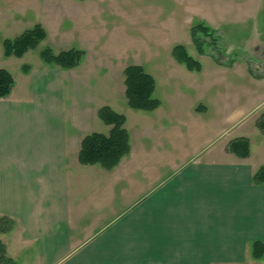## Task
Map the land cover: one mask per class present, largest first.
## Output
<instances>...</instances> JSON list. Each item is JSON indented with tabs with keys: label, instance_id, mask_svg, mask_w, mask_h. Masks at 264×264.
<instances>
[{
	"label": "crops",
	"instance_id": "0c3cea01",
	"mask_svg": "<svg viewBox=\"0 0 264 264\" xmlns=\"http://www.w3.org/2000/svg\"><path fill=\"white\" fill-rule=\"evenodd\" d=\"M224 6L231 12L225 11L222 24L230 23L238 33L261 25L264 33V16L259 22L264 5ZM188 17L182 20L174 11L167 18L191 48V24L206 21ZM246 39L230 51L238 52L236 60L239 52H247L246 61L258 57L261 63L252 66L243 60L242 70L250 82H264V38ZM175 41L163 39L152 48L166 56L161 72H182L184 65L171 56L175 45H183ZM84 47L73 69L45 64L37 53L28 58L30 51L21 58L3 54L1 68L13 78L11 93L0 98V217L13 223L0 232L7 256L15 264H264V258L252 255L253 243L264 242V184L253 180L264 162L256 161L253 144L245 159L223 145L209 155L153 168L133 146L132 141L150 136L142 129L134 138L127 131L130 150L112 169L79 162L85 136L101 133L98 110L109 106L76 101L78 108L70 107L68 81L78 76L76 70L85 78L107 70L99 53L88 55ZM198 59L215 70L224 68L205 56ZM148 113L137 111L135 117L147 121ZM166 168L167 176L153 177V170Z\"/></svg>",
	"mask_w": 264,
	"mask_h": 264
},
{
	"label": "rangeland",
	"instance_id": "374dc122",
	"mask_svg": "<svg viewBox=\"0 0 264 264\" xmlns=\"http://www.w3.org/2000/svg\"><path fill=\"white\" fill-rule=\"evenodd\" d=\"M251 3L264 5V0H0V68L6 60L2 41L14 39L40 24L46 38L30 51L28 58L34 53L39 56L46 46L58 53L72 48L83 50L85 44L88 55L99 53L98 60L107 70L85 78L81 69H75L78 76L68 81L70 107L78 108L74 105L76 101H90L92 108L109 105L126 116L125 128L132 138L142 129L149 131L151 134L145 140L138 144L132 142L133 146L137 145L136 154L145 157L153 168L160 162L179 164L190 156L209 155L223 145L227 149L230 141L243 137L253 144L256 161L264 162V133L256 123L264 116V82L252 83L246 78L242 66L243 58H248L247 52H239L240 57L236 60L238 52L230 51V46L238 42L242 46V40L244 44L246 38L263 40V27L253 24L250 31L238 33L230 23H221L225 11L231 12L224 5ZM174 11L182 20L184 16L191 18L194 15V18L204 19L207 25H215L224 54L216 56L219 62L205 57L211 65L224 68L215 70L202 61V72L187 71L183 66L182 72L169 69L161 72L158 66H164L166 56L164 51L152 48H158V42L163 39L177 40L176 43L185 45L181 28L168 22L167 17H171ZM234 11L239 13L240 10L236 7ZM263 16L264 11L259 22ZM197 22L191 24L189 36L191 27ZM186 49L189 55L200 61L193 45ZM250 59L260 62L258 57ZM253 61L245 60V63L252 66ZM118 64L121 65L120 74H116ZM132 65L142 66L155 79L153 97L161 106L147 114V121L135 117L137 111L129 109L124 97L122 71ZM195 103L197 107L193 110L191 107ZM79 117L85 119L82 114ZM101 127L100 131L96 130L107 134L109 127L104 124ZM170 171L166 168L152 172L153 177L164 178Z\"/></svg>",
	"mask_w": 264,
	"mask_h": 264
},
{
	"label": "trees",
	"instance_id": "16d2710c",
	"mask_svg": "<svg viewBox=\"0 0 264 264\" xmlns=\"http://www.w3.org/2000/svg\"><path fill=\"white\" fill-rule=\"evenodd\" d=\"M46 38L44 28L36 24L25 30L14 39L2 41L3 54L6 57L21 58L28 51L34 50ZM1 40V36H0ZM190 40L199 56L214 58L223 55L220 36L216 29L203 21H198L190 29ZM84 56L80 49H68L54 53L52 48L46 46L39 52V58L49 65H55L62 69L76 68ZM172 58L191 72H200L201 63L194 59L183 45H175L171 51ZM219 62V61H217ZM26 70V68H25ZM127 106L135 111L152 112L160 106V101L153 97L155 91V79L140 65L128 66L123 71ZM13 88L11 74L0 69V98L9 96ZM98 117L104 125L109 127L107 134L91 133L82 140L78 155L81 164H100L106 169H112L119 160L130 150L129 135L125 128L126 118L115 112L109 106H103L98 110ZM257 127L264 133V116L256 122ZM227 151L239 158H248L250 155V143L247 138H236L229 142ZM257 184H264V166H262L253 178ZM13 223L10 219L0 217V232L11 229ZM252 255L259 260L264 258V242L256 241L252 245ZM0 264H15L6 255L4 244L0 240Z\"/></svg>",
	"mask_w": 264,
	"mask_h": 264
}]
</instances>
